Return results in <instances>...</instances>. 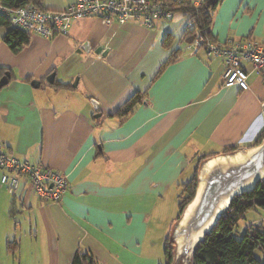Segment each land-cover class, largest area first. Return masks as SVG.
I'll use <instances>...</instances> for the list:
<instances>
[{
    "label": "crops",
    "instance_id": "obj_1",
    "mask_svg": "<svg viewBox=\"0 0 264 264\" xmlns=\"http://www.w3.org/2000/svg\"><path fill=\"white\" fill-rule=\"evenodd\" d=\"M74 1L42 5L59 11ZM188 19L177 13L153 27L73 19L67 34L32 33L19 53L3 41L8 28L0 29V78L9 73L0 88V150L70 183L60 201H42L25 185L9 192L11 200L0 191V264H16L7 242L16 241L18 206L33 224L27 264H72L77 251L99 264L167 263L165 242L199 159L206 157L200 171L213 157L255 146L264 130L261 76L248 67L249 90L225 86L222 57L190 52ZM212 34L219 43L264 45V0H223ZM101 46L105 53L96 52ZM136 93L143 100L122 118ZM229 146L239 149L226 153ZM19 249L22 262V240Z\"/></svg>",
    "mask_w": 264,
    "mask_h": 264
},
{
    "label": "built area",
    "instance_id": "obj_2",
    "mask_svg": "<svg viewBox=\"0 0 264 264\" xmlns=\"http://www.w3.org/2000/svg\"><path fill=\"white\" fill-rule=\"evenodd\" d=\"M0 13L9 18L11 26L49 38L56 34H67L73 19L97 17L108 25L138 21L153 27L157 21L175 16L167 0H75L59 11L34 7L13 8L0 0ZM191 26L192 20L188 19L185 30ZM204 45L209 55L224 59L225 86L249 90L248 67L257 72L264 83V45L252 39L215 43L197 32L188 48L190 52L197 53ZM0 170V185L9 192L14 194L25 185L42 201H60L70 185L67 176L60 171L41 163L20 161L1 150Z\"/></svg>",
    "mask_w": 264,
    "mask_h": 264
},
{
    "label": "trees",
    "instance_id": "obj_3",
    "mask_svg": "<svg viewBox=\"0 0 264 264\" xmlns=\"http://www.w3.org/2000/svg\"><path fill=\"white\" fill-rule=\"evenodd\" d=\"M6 6L13 8L34 7L44 9L43 0H1ZM174 14L183 13L192 20V26L188 27L184 33L185 41L192 43L200 32L205 38L217 43L212 34V25L216 11L223 0H204L200 4H195L193 0H167ZM8 28L3 36V41L14 53H19L30 42L31 34L23 29L11 26L9 18L0 13V29ZM200 50H206L205 45ZM177 55H174L176 57ZM173 57V59H174ZM172 60V59H171ZM5 72V71H3ZM58 86H64L58 85ZM143 100L141 93L133 95L118 112L122 118L128 117L136 105ZM264 138V130L256 139L254 145H258ZM237 146H229L226 153L235 152ZM206 157H201L195 169L194 177L186 184H183L182 193L179 197V214L174 223L181 218L184 210L193 200L198 184V171L201 162ZM260 207L264 209V179L257 183L256 187L248 192L234 197L229 209L221 216L216 225L206 234L204 239L197 245L192 264H264L263 261L255 257V250L264 245V230L251 227L241 239L233 237V231L239 221L244 218L250 210ZM7 249L16 256L19 251L17 241H8ZM166 264H173L175 260L174 243L171 234L165 242ZM72 264H99V262L89 252L77 251Z\"/></svg>",
    "mask_w": 264,
    "mask_h": 264
},
{
    "label": "water",
    "instance_id": "obj_4",
    "mask_svg": "<svg viewBox=\"0 0 264 264\" xmlns=\"http://www.w3.org/2000/svg\"><path fill=\"white\" fill-rule=\"evenodd\" d=\"M97 53L106 52L98 47ZM55 74L48 80L53 82ZM9 82V73L0 78V88ZM39 83L34 80L33 84ZM96 109L99 104L92 102ZM101 116V114L97 115ZM199 184L193 200L175 227L173 240L200 243L230 207L234 197L253 190L264 179V138L246 151L217 156L204 162L198 173ZM182 251L175 250V260ZM174 260V261H175Z\"/></svg>",
    "mask_w": 264,
    "mask_h": 264
},
{
    "label": "rangeland",
    "instance_id": "obj_5",
    "mask_svg": "<svg viewBox=\"0 0 264 264\" xmlns=\"http://www.w3.org/2000/svg\"><path fill=\"white\" fill-rule=\"evenodd\" d=\"M6 28V27H5ZM0 177H1V170H0ZM0 191H6L10 197V200L12 199V195L11 193H9V191L6 188L0 189ZM11 209V206L9 207V211ZM229 209V208H228ZM227 209V210H228ZM20 210V211H19ZM11 222L15 225V222L19 223V227H18V232L13 233V237H15L14 240L19 241L22 240L23 242V253L25 256H23V260L21 262V258H20V254H21V250L19 249V251L16 254V264H27L25 259L27 258L28 252H30V249L28 247V243H30V238H29V234L32 231V225L30 222V216L28 214V211H24L22 209H20V207L18 206V211L15 212V214L11 215ZM251 227H255V228H260L261 230H264V209L260 208V207H256L253 210H250L246 213V215L244 216L243 219H241L237 225V227L235 228V230L233 231V237L236 239H241L244 234L247 232V230ZM15 228V226L13 227ZM175 227L173 228V231L171 232V239L174 243V249L177 251H182V254L179 256L178 259H176L174 261L173 264H192L193 261V256H194V252L195 249L197 247V245L199 243H195L191 240H187V239H180L179 243H176L173 240V237L175 236ZM43 241H39L38 243V250L41 254V257L44 256V245H42ZM255 257L264 262V245H262L261 247L257 248L254 252Z\"/></svg>",
    "mask_w": 264,
    "mask_h": 264
}]
</instances>
